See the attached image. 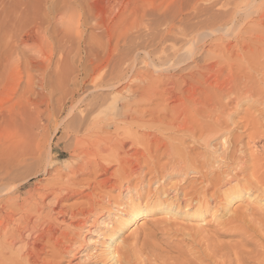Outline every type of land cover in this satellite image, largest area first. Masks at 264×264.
Segmentation results:
<instances>
[{"label": "rangeland", "instance_id": "obj_1", "mask_svg": "<svg viewBox=\"0 0 264 264\" xmlns=\"http://www.w3.org/2000/svg\"><path fill=\"white\" fill-rule=\"evenodd\" d=\"M262 8L264 0H0V105L11 104L16 113L10 152L31 153L12 184L24 182L20 201L39 191L46 195L16 206L13 220L23 217L7 228L8 239L0 237V251L6 257L27 252L23 264H97L107 258L108 236L119 231L115 250L139 249L149 264H264V184L251 174L254 162L235 183L206 188L195 172L210 182L224 180L227 135L211 142L219 151L214 163L212 151L181 128L207 117L204 108L200 116L192 113L188 96L201 98L215 90V82L237 76L257 97L229 105L225 130L244 144L245 135L253 134L245 122L264 131V116L256 112L264 115V51L257 50L258 36H264ZM50 11L56 18L47 23ZM66 12L73 15L68 24L62 20ZM65 24L71 33L64 34ZM117 97L124 98L120 113L107 109ZM175 97L182 102L172 104ZM150 132L190 162L185 176L169 169L153 177L151 168H161L167 158L166 149L149 144L155 141L147 138ZM95 137L112 140L92 148ZM256 137L245 153L263 155L256 170L264 175V139ZM115 140L124 141L118 157L108 151ZM81 148L91 155L84 157ZM114 158L120 165L111 163L107 173L98 167ZM175 187L178 207L162 209L175 199ZM135 209L146 213L122 229L121 212Z\"/></svg>", "mask_w": 264, "mask_h": 264}, {"label": "bare ground", "instance_id": "obj_2", "mask_svg": "<svg viewBox=\"0 0 264 264\" xmlns=\"http://www.w3.org/2000/svg\"><path fill=\"white\" fill-rule=\"evenodd\" d=\"M254 8L256 9V7H254ZM66 13H68V16L67 17H66ZM66 13H64L62 15L63 16L62 17V20L64 18H66V23L68 24V23H71L72 22L73 15H70L69 12H66ZM52 14H54L52 11L46 13L47 23H50L52 19L54 20V18H56ZM82 15L85 18V17H87L89 15V13L84 12ZM121 16H122V14H118V16H117V22L120 21ZM259 17H260V20H259V23L258 24L264 27V8H262V13L260 14ZM62 23H65V22H62ZM67 24H65V26H67V28L64 27V30H63L64 31V34L65 33L68 34V32L69 33L72 32L71 29H70L71 27L70 26L68 27ZM98 25L102 26L106 30V23L104 21H102V19L98 22ZM55 32H57V31H55ZM61 33H63V32H61ZM60 38H61L60 40L62 41V37H60ZM64 38H63V40H64ZM111 38H112V36H111ZM21 39H25V38L24 37H21ZM67 39L68 38L66 37V40ZM70 39H71V37H70ZM258 39L261 41L262 44L257 47V50H259V52L261 54H263V51H264V36L263 37L258 36ZM80 41L83 42L84 39L81 38ZM22 42H24V40H22ZM214 64H215V62H214ZM146 77H147V75H146ZM142 78H143V76H142ZM224 78H226V77H224ZM240 78H238L237 76H232V77H228L227 80H224L222 83H217V84H216V82H215V84L213 83L216 86L215 90L214 91L208 90L207 95H204L205 92H203V96H201V98H199V97L196 98L194 93H192V95H190V96L187 97V99H189V102L191 103V107L189 109L192 110V113L194 115L200 116L199 115V111L201 112L202 109L204 108L203 110H205L207 117L205 119H202L201 120V116H200V119H197L194 122V126H191L190 128L187 127V125H186L185 122H183L182 123V127H181V125H180V127L182 128L183 131H185V132H187V134H189V137L191 138V141L193 143H199L203 147L208 148V149H210L212 151V154H214L215 155V158H216L212 162L217 163L216 161H217V158H218V152L219 151L214 146L213 147L211 146V142L214 141V140H217V139H219L221 137H224L225 135H227L226 136L227 138L225 140H223L224 143L222 144L223 151H222V158H221L224 161L228 160L227 162H229L228 165H225V166L222 165V167H225L224 168L225 170L222 172L224 174V176H225L224 180L222 181V179H221L220 181H215V182L212 181V182H210V181L206 180V177H204L200 172H195L197 175L200 176V178L202 179L201 181L202 182H205V184H206L205 187L206 188H210L213 185L214 186L220 185V184H223L225 182L226 183H229V184H231L232 182L235 183V180H232V179L235 178V176L238 174V172H241L243 170H246L247 171L248 168H247L246 164H248V162H250V161L251 162L253 161L254 163L252 165H255L254 168H252L251 174L255 178L256 183H260V185H263L264 184V175L263 174L258 175V173H257L258 171L256 170V167L258 166V162L260 160H262L263 155L261 156V155H254V153L253 154L252 153H250V154L249 153L248 154L245 153L246 147L248 146V143L249 142L251 143L250 145L256 144V142H254V141L257 140L256 139L257 138L256 136H258V138L264 139V131L263 132H260V133H257V131L259 132V128L262 125L259 126V127H254L250 121L245 122V123H247L245 125L246 130H248V127L253 130V132L251 131L253 134H251V133L249 134V132H248L249 135L248 134L245 135L248 138V142H246V144L243 143V141H242L243 138H240V136H235V137L233 136L232 137V136H230V131L225 130V127L228 126L229 123H230V121H229V115L226 113V109L229 107V105L240 103L241 101H243L245 99L251 100L252 98L254 99L255 97H257V94L255 93V91H253L250 88H248L247 85H246V81H244L243 79H240ZM149 79H150V77H149ZM151 80L153 81L152 78H151ZM106 84H109V82L106 83ZM161 84L163 85V83H161ZM210 87H211V84H209V86H207V89L210 88ZM144 90H147V89L144 88ZM185 92H187V91L185 90ZM153 93H155V92H153ZM147 95H149V94L147 93ZM140 96H142V94L141 95L138 94V97H140ZM244 96L246 98H244ZM135 98H137V97L135 96ZM120 99L121 98H118L117 97V100H116V98H115V100H116V102L118 104L116 103L117 104L116 105L115 104V101H114V104L112 106H109L108 105L107 106L108 107L107 109H114L115 111L116 110H118V111L121 110L122 107H123V100H124V98H123V100L121 99L122 101ZM137 99H140V98H137ZM175 99H176V101L175 100L173 101L171 99L173 101L172 104L173 103H177L178 104V103H181L182 102V100H179L180 98H176L175 97ZM126 101H129V100L127 99ZM135 101H137V100H135ZM223 101H225V103ZM148 102H150V101H148ZM14 110H15L14 109V106H12L11 104L10 105H3V104L0 105V237H3L4 239H8V231L10 229H7V228L12 223H15L17 225L18 224V220L21 217H23V216H20L18 220H16V219L13 220V218L16 215H18V214H15L16 213V210H15L16 206L20 205L21 207H27L29 205V200L30 199L37 198L39 201L42 202L45 199V197H46V195L44 193H40V191L39 192L36 191L37 192L36 194H29L28 198H25V199L23 198L20 201V196H19L20 195V189L24 186V182L23 183H18L16 185H13L12 184L13 182H15L18 179L17 175L15 174V172L18 169V167L31 154L30 153V150H28L26 152L23 151L20 154L19 153H16V151H15L16 154L12 153V151L14 150V148L12 147V143H14V139H13L14 137L12 136V133L9 130V127L11 126V121H12L13 115L16 114L14 112ZM256 112L258 113V117L259 118L260 117L263 118L264 115H262V110L261 111H256ZM118 113H120V111ZM190 113L191 112L188 110V114H190ZM251 117H253V114L252 115H249V118H251ZM175 118L177 119V117H175ZM251 119H253V118H251ZM90 124H91V126L93 128H97V124L96 123H90ZM112 125H113V123H112ZM232 125L237 126V124L234 123V122L232 123ZM86 134H87V132H86ZM183 135H185V133ZM146 136H147L148 139L150 138V140H152V139L155 140V141H152V143H149V144L154 145V148L156 150H159V149H162V148L166 149V153L164 154V157L167 158V162L165 164H163L161 166V168L159 166H158L159 168H157L156 166H153L151 168V172H152V175H153L154 178L157 177V175L159 173V170L162 171V172H164V171H167V170L171 169L172 171H176L178 174H182L184 176L187 174V172L189 170L187 167H189V165L190 166H192V165L189 164L190 162H188V164H185V161L184 160L181 161L179 159L180 156H179L178 152H177V155L175 156L176 151H177L176 149H175L176 150L175 151L174 148L171 145L168 147L166 144L158 143L156 136L155 135H152L151 132L150 133H147ZM111 140H112V138H111ZM111 140L101 139L100 137H95V139L92 140L89 143V146L93 148V147H96V145L100 141H103V142L108 141V142H110ZM78 141L80 143L84 142L82 139H79ZM123 142H121L120 140H117V141L115 140L113 143L111 142L112 144H110L108 146V151H114L113 152L114 157H118V151L120 149H124L123 148V146H124V143ZM14 146H15V143H14ZM19 146H21V145H19ZM19 146H18V148H19ZM22 147H23V145H22ZM100 147H101V145H100ZM11 148H13V150H11V152H10V149ZM251 148L252 147H250V149ZM99 150H101V149H99ZM78 152L80 154L82 153L83 156L86 155V154L87 155H91V154H88V152L85 149H82V148ZM259 154H261V153H259ZM84 157L87 158V156H84ZM219 159H220V157H219ZM113 162L118 163L120 165V161L117 158H114L111 161L110 160L109 161L106 160V165H99L98 167L101 170H103V171H105L107 173L106 168L111 163H113ZM86 163L90 164L91 161H87ZM104 163H105V160H104ZM259 163H261V161ZM98 164L99 163L96 162L95 163V166L98 165ZM132 164H134V163H132ZM130 165H131V163H130ZM208 165H211V164H208ZM261 165L259 164V167ZM263 166H262V168H263ZM138 167H139V165H138ZM118 168H121V167L118 166ZM128 168L130 170V167H128ZM203 168H205V166ZM131 169H132V171H133L134 174H137V171H139V170L136 171V169L135 168L133 169V167ZM193 169L195 171V169H197V168H193ZM257 169H258V167H257ZM84 171H86V170H84ZM87 171H88V168H87ZM251 191L252 190H250V189L249 190H246V191H244V194L246 196H250L252 194ZM171 193L173 194V197L172 198H175V199L173 201H171L170 203H168V204H164L163 205V208H162L164 210H168V211L174 210L179 205L178 204V201L175 203L176 198H178L177 196L179 194L178 193V189H176V187L175 188H172ZM234 197H236V196L234 195ZM137 199H139V196H138ZM127 200H128V197H127ZM194 200L195 201H198V200H196V198ZM93 211L94 210H91L90 214L93 213ZM115 212L116 213H119L118 210L115 211ZM121 213H122V217L120 218L119 226L122 229H126L127 227H130V226L134 225L135 223L139 222L140 219L142 218V216L144 215V213H146V210L135 209L134 211H131V212H126V213L125 212H121ZM118 236H119V231L118 232H115V233H112V234H110L108 236V238H107V240L105 242V247H104V250H105V253L107 255V258H106V260H104L102 262H99L97 264H149L145 260V257L147 258V255L144 258H142L141 254L139 253L141 250L138 251L139 249L137 250V253L134 252L135 249H134V251L131 250V251L122 252V254H120V251H116L115 250V247H114V244H115L116 238ZM5 249H8L9 252L13 251V249H12V247L10 245L6 246ZM142 249H144V248H142ZM154 251H156V250H154ZM144 252L147 253L148 251H144ZM160 252L161 251H159V254H160ZM145 253H142V254H145ZM177 254H179V253H177ZM5 255H4V252L0 251V264H23V263H26L27 262V259H28V256H29V254L27 252L26 253H24V252L23 253H18L17 256H11L10 255V256L6 257ZM149 255H150V253H149ZM161 255H164V254H160L159 256H161ZM161 257H159V258H161ZM163 257H165V255ZM154 260H155V258H154ZM185 260L187 262L193 261V259L192 258H189V257L185 258ZM148 261L150 262V259ZM173 262H175V261H173ZM162 263L163 264H167L166 262H162ZM184 263H186V262H184ZM157 264H158V262H157Z\"/></svg>", "mask_w": 264, "mask_h": 264}]
</instances>
